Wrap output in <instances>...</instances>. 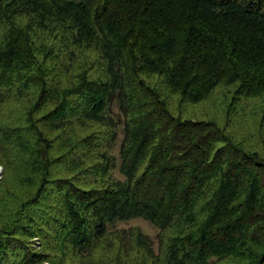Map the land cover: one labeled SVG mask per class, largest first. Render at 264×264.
<instances>
[{
	"label": "trees",
	"instance_id": "16d2710c",
	"mask_svg": "<svg viewBox=\"0 0 264 264\" xmlns=\"http://www.w3.org/2000/svg\"><path fill=\"white\" fill-rule=\"evenodd\" d=\"M0 165V264H264V0H0Z\"/></svg>",
	"mask_w": 264,
	"mask_h": 264
},
{
	"label": "rangeland",
	"instance_id": "374dc122",
	"mask_svg": "<svg viewBox=\"0 0 264 264\" xmlns=\"http://www.w3.org/2000/svg\"><path fill=\"white\" fill-rule=\"evenodd\" d=\"M0 166L3 167V165H0ZM3 177H4V167H3L2 172H0V183L3 180ZM118 226L120 227L137 226V227L142 228V230L146 232L147 234H149L153 239H156L157 237L158 230L154 226H152L149 222L144 221L142 219H135V220L128 221V222H122V223H119ZM37 239L38 238H35L36 243L34 244V246L39 248L40 241Z\"/></svg>",
	"mask_w": 264,
	"mask_h": 264
},
{
	"label": "built area",
	"instance_id": "2783aa9c",
	"mask_svg": "<svg viewBox=\"0 0 264 264\" xmlns=\"http://www.w3.org/2000/svg\"><path fill=\"white\" fill-rule=\"evenodd\" d=\"M2 170H3V167H2V166H0V172H2Z\"/></svg>",
	"mask_w": 264,
	"mask_h": 264
}]
</instances>
